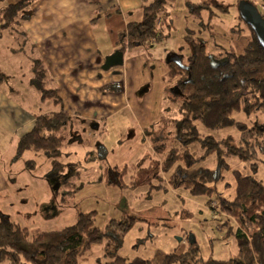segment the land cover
Masks as SVG:
<instances>
[{
    "label": "rangeland",
    "instance_id": "1",
    "mask_svg": "<svg viewBox=\"0 0 264 264\" xmlns=\"http://www.w3.org/2000/svg\"><path fill=\"white\" fill-rule=\"evenodd\" d=\"M201 1L204 0H183L182 2L187 3L191 8L194 5H190L191 3ZM206 1L207 3L204 5L208 4L209 7L213 5L214 15L211 18L213 26H208V29L205 28L204 25H200V19L195 16L196 26L191 25V29L196 31L194 34L206 38L208 52L213 58L215 55L223 54L222 56H224L227 51H232L234 48L235 51L241 52L251 36V29L241 18L238 8L240 1ZM10 2L13 1L5 0L0 3V10ZM148 2H152V0H148ZM254 2L264 15V7H262L264 0H254ZM223 7H227V10H223ZM204 13L207 14L205 10ZM203 16L204 19H207V16ZM169 20L171 23V19ZM186 22L184 21V23ZM16 24L15 28L9 31L18 34L23 31L21 29L22 24L21 22ZM173 26L172 35L163 38L150 48H145L149 58V66L154 68L159 62L165 63L169 53L173 51L186 56L190 54L191 43L188 38L191 33L190 27L187 25ZM2 30L4 29L0 25V43L8 42L13 46L14 42ZM164 32H166V28ZM26 45L25 49L24 46L20 48L21 54L14 58L12 63L8 61L9 56L7 54L2 58L3 50L0 49V71L5 72L9 67H12V71L14 69L19 70L17 68L25 66V63L27 66L30 65L31 60L34 59V52L30 43H26ZM26 49L27 51L22 52ZM12 73L14 78L10 79L11 83H21V80L28 82L29 77L32 76L30 71H25V74L23 71H13ZM4 76L5 73L0 72L1 88L6 84L3 83ZM146 78L145 85L139 89V98L143 99L145 104L152 100H158V102L153 101L154 103L149 106L150 121L153 122L151 121L152 123L144 128L145 134L147 132L148 136L146 134L145 137L138 138L136 141H123L108 124H104V128L100 131L95 124L93 128L96 131L88 124L86 131H82L85 125L77 119L72 120L74 116L66 112L64 107L58 105L57 113L63 112L70 117L68 120L73 122L71 128L73 132H69L67 127L64 128L66 124L60 129L46 130L44 132L46 137L62 138L57 147L49 150L31 145L21 157L12 160L18 147L17 142L19 143L20 140L13 139L14 142H17L15 145L11 144L10 134H3L0 129V151H4L0 156V166L4 171L6 169L10 172L14 169L20 179V186H15L13 191L0 196V221L6 219L5 216L10 214L12 219L6 220L27 227L32 235L37 232L62 229L74 224L77 221L79 211L97 210L96 222L101 230H104L111 218L134 217L133 226L125 234L119 248V255L127 260L140 258L153 260L157 263V256L160 253L187 250L189 236L193 234L197 239L204 260L233 259L240 262L238 243L234 235L229 233L231 226L237 227L236 221L218 208V205L220 207L218 201L213 200V206L208 203L209 199H215L216 196L186 189L180 185L182 175L176 174V177L173 178L170 177L172 171L170 173L164 171L162 166L164 157L170 150L169 147H180L183 142L181 139L179 140L176 122L177 119L183 117V114L181 115L179 112L180 99L178 98L180 97L177 96L178 98L173 100L176 98V94L167 89L164 91L162 88L164 80L159 70H156L155 73L150 72ZM176 82L177 78L171 79L169 86H174ZM148 83L151 84L154 99L141 94V92L144 94L147 91ZM107 88L111 89L112 87L108 86ZM21 94L25 96V90L21 91ZM162 96L163 98L160 100ZM53 103H55L54 99L48 97L44 107L56 108ZM35 108L36 105L33 104V109ZM257 115L264 118V110L254 112L251 116L242 111L233 113L237 119L248 123L255 120ZM201 131L204 132V129L201 128ZM74 133L76 135H73ZM77 133L80 134V137ZM204 133L214 136L217 140H227L225 143L221 142L220 147L223 160L230 165V169L225 170L224 180L217 184L219 193H222L224 197L232 198L235 196L234 169L243 174L254 175L264 182V150L261 151L258 159L251 156L245 158L233 154L228 155L226 142L239 145L240 134L236 128H225L218 132L207 131ZM77 138L79 141H74ZM105 138L111 140L107 148L122 151H117L111 160L106 155L109 150L104 147ZM167 138L169 139L167 140ZM163 142H167L166 147L162 145ZM46 144L51 145V141L46 142ZM70 144H74L76 147L78 145L83 146L86 151L98 149L101 153L97 155L93 153V158L87 155L85 160L83 158L79 160L77 155L70 159L68 156V154L71 155L70 152L65 151L67 154L63 158L60 151L65 146V149H69L67 146ZM100 145H103V148H100ZM156 147L163 150L160 151ZM191 147L192 151H197L199 154L206 152L204 151L206 147L198 140ZM118 158H121V161L125 160L123 166L117 162L119 161ZM29 160H35L36 164L33 170L27 169V161ZM56 161L60 166L59 170L54 168L53 163ZM203 165L214 169L218 168L217 154H211L207 157ZM122 167L123 170L118 169ZM226 182L231 183L232 187H227ZM19 187L23 188L21 193ZM213 189L215 190V188ZM103 247L104 243L94 244L88 248L85 254L80 256V262L83 264H108L110 260L104 256ZM0 264L13 263L3 261ZM19 264L34 263L23 260ZM172 264L179 263L175 261Z\"/></svg>",
    "mask_w": 264,
    "mask_h": 264
},
{
    "label": "trees",
    "instance_id": "2",
    "mask_svg": "<svg viewBox=\"0 0 264 264\" xmlns=\"http://www.w3.org/2000/svg\"><path fill=\"white\" fill-rule=\"evenodd\" d=\"M3 1L5 0H0V3ZM35 1L37 0H19L1 9V28L11 30L16 23L22 24L30 17L29 8ZM143 1V19L128 24L123 44L129 49L141 48L147 51L145 48L172 35L174 23L172 19L170 23V13L167 10L169 3L166 0ZM250 1L254 3L253 0ZM205 3L206 0L190 5L194 4L191 9L195 8L193 12L199 14L200 25L208 29V26L213 25L209 18L204 19L202 13L209 9V15H213L214 10L213 5L209 7ZM223 10H227V7H223ZM250 29L248 44L241 52L235 51L233 47L224 56L215 55L214 58L208 52L206 38L194 34L196 31L191 29L188 35L190 54L186 56L175 53L169 56L166 63L167 79L177 78L174 86H167V90L176 94L173 100L180 97L179 112L183 117L176 122L179 140L183 142L180 147H169L162 167L167 173L172 171L170 177L182 175V187L216 196L215 199H209L208 203L212 205L213 200L218 201V208L236 221L237 227L231 226L229 233L234 235L238 243L240 262L233 259L204 260L197 242L189 243L187 250L183 252L160 253L157 263L140 258L127 260L119 255V248L125 234L133 226L134 217L111 218L104 230H101L96 222L97 210H92L79 211L77 221L72 225L32 235L27 227H22L17 222L6 219L0 221V263L9 261L19 264L26 260L34 264H83L80 256L94 244L104 243V256L110 260L108 264H172L175 261L179 264H264V182L254 175L243 174L234 169L235 196L224 197L219 193L217 184L224 180L225 170L230 169V165L223 160L220 147L221 142L225 143L227 140H217L204 133L236 128L240 134L239 145L226 142L228 155L258 159L264 150V118L257 115L255 120L248 123L233 116L235 111L251 116L254 112L264 110V47L253 29ZM20 33L24 34L23 31ZM41 73H44L43 69L37 72V78ZM5 78L6 75L3 80ZM40 89L45 97H51L56 105H61V98L55 94V90L46 89L43 82H40ZM68 119L70 117L63 112L36 117L33 129L18 143L16 159L31 145L49 150L57 147L62 138L46 137L44 132L60 129ZM197 140L206 147L204 154L191 150V145ZM48 141H51V145L46 144ZM162 145L166 147L167 142ZM93 153L88 156L93 158ZM215 153L219 160L218 168L203 165L204 160ZM53 165L59 170L57 161ZM27 168L33 170L35 161H27ZM226 186L232 187V184L226 182Z\"/></svg>",
    "mask_w": 264,
    "mask_h": 264
},
{
    "label": "crops",
    "instance_id": "3",
    "mask_svg": "<svg viewBox=\"0 0 264 264\" xmlns=\"http://www.w3.org/2000/svg\"><path fill=\"white\" fill-rule=\"evenodd\" d=\"M10 1L13 2L9 4H13L19 0ZM166 1L169 3L168 13L174 25H187L190 28L191 25L196 26L194 17L200 16L198 13L195 14L187 3L182 2L183 0ZM143 2V0H37L29 8L30 17L22 22L23 35L7 29L2 30L14 42L13 46L4 41V44L0 43V49L3 50L2 58L7 54L8 61L12 63L14 58L21 54L20 48L23 46L26 48V43L31 44L34 52V59L30 65L27 66L25 63V66L17 68L19 70H13L23 71L24 74L25 71H30L32 76L28 82L21 80V83H11L10 79L14 78L12 67L5 72L0 71L6 75L3 80L6 84L2 88L0 86V129L3 134H10L11 144L15 145L33 129L36 117L57 113L58 105L55 103L53 104L56 108L44 107L48 96L43 95L40 82H43L46 89L57 92L62 101L61 107L74 116L72 120L77 119L85 125L82 131H86L88 124L92 129L95 124L99 131L104 128V124H108L125 142L129 140L133 142L146 136L144 128L153 122L150 121L149 106L155 100L145 104L144 100L139 98V89L145 85L146 75L150 72L155 73L156 70L160 71L164 80L162 83L164 91L170 80L167 79L168 59L165 63H157L153 68L149 66L147 51L141 48L129 49L123 44L128 24L143 19ZM207 10H205L207 14L203 11L202 15L212 20L214 14L209 15V9ZM116 50L124 51L123 65L104 69L106 57ZM25 51L27 49L22 52ZM173 52L169 53L168 58L173 56L175 53ZM41 69L44 73L37 78V72ZM108 86L112 88L108 89ZM117 88L119 90H116ZM23 90L25 96L21 94ZM146 90L141 94L154 99L150 83L147 84ZM162 98L163 96L160 100ZM33 104L36 105L35 109ZM66 127L69 132H73L71 130L73 122L68 121L64 128ZM77 135L80 137L79 133ZM13 139L17 141L14 142ZM104 140V147L110 151L107 150L106 153L110 160L117 151L122 152L107 148L111 140L110 138ZM65 147L60 151L63 158L68 151L71 154H68L70 159L77 155L79 160L82 158L85 160L91 152L96 155L101 153L98 149L86 151L83 146L76 147L74 144L68 145L69 149ZM100 148H103V145H100ZM17 149L18 147L14 157L17 155ZM3 153L4 151H0V156ZM14 157L12 160H16ZM120 159L118 158L117 162L123 166L125 160ZM118 169L123 170V167ZM18 177L14 169L10 172L6 169L4 171L0 166V196L13 191L15 186H20ZM22 189L19 187L20 193ZM11 216L8 214L5 217L8 219Z\"/></svg>",
    "mask_w": 264,
    "mask_h": 264
},
{
    "label": "water",
    "instance_id": "4",
    "mask_svg": "<svg viewBox=\"0 0 264 264\" xmlns=\"http://www.w3.org/2000/svg\"><path fill=\"white\" fill-rule=\"evenodd\" d=\"M238 8L243 20L253 29L260 44L264 47V16L258 9V6L250 0H240ZM124 57L123 50H116L113 54L106 57L103 68L107 70L115 66L123 65ZM188 240L190 244L197 242L193 234L189 236Z\"/></svg>",
    "mask_w": 264,
    "mask_h": 264
}]
</instances>
